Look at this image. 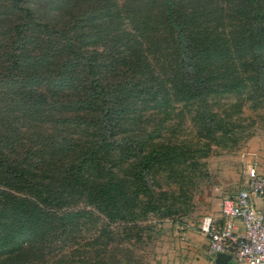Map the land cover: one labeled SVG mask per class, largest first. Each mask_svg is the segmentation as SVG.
Returning <instances> with one entry per match:
<instances>
[{
  "label": "trees",
  "instance_id": "1",
  "mask_svg": "<svg viewBox=\"0 0 264 264\" xmlns=\"http://www.w3.org/2000/svg\"><path fill=\"white\" fill-rule=\"evenodd\" d=\"M246 102L264 0H0V264H120L111 224L248 139Z\"/></svg>",
  "mask_w": 264,
  "mask_h": 264
},
{
  "label": "rangeland",
  "instance_id": "2",
  "mask_svg": "<svg viewBox=\"0 0 264 264\" xmlns=\"http://www.w3.org/2000/svg\"><path fill=\"white\" fill-rule=\"evenodd\" d=\"M253 105L246 102L241 107L239 124L249 129L248 139L235 146L209 144L206 156L183 184L158 178L155 189L166 191L167 198L156 201L164 210L141 214L133 223L111 224L121 245L114 251L120 264H128L129 257L131 264H213L205 226L213 220L218 203L241 186L244 170L264 166V105ZM188 133L182 134L188 139L193 136ZM95 221L98 227L105 223L101 217Z\"/></svg>",
  "mask_w": 264,
  "mask_h": 264
},
{
  "label": "built area",
  "instance_id": "3",
  "mask_svg": "<svg viewBox=\"0 0 264 264\" xmlns=\"http://www.w3.org/2000/svg\"><path fill=\"white\" fill-rule=\"evenodd\" d=\"M255 169L247 167L241 186L220 201L222 221L212 220L205 226L210 256L228 255L232 264H264V213L251 203L252 199L264 200V175Z\"/></svg>",
  "mask_w": 264,
  "mask_h": 264
},
{
  "label": "crops",
  "instance_id": "4",
  "mask_svg": "<svg viewBox=\"0 0 264 264\" xmlns=\"http://www.w3.org/2000/svg\"><path fill=\"white\" fill-rule=\"evenodd\" d=\"M256 169H257V173L264 175V166L261 168L256 167ZM219 203H218V208L216 209V212L213 214V220L216 223H220L222 221V218H221L220 213H219ZM251 203L255 209L260 210L264 213V200L252 199ZM237 228H238V232H239V226H237ZM211 257H213V256H211ZM226 264H232V262L229 260Z\"/></svg>",
  "mask_w": 264,
  "mask_h": 264
},
{
  "label": "water",
  "instance_id": "5",
  "mask_svg": "<svg viewBox=\"0 0 264 264\" xmlns=\"http://www.w3.org/2000/svg\"><path fill=\"white\" fill-rule=\"evenodd\" d=\"M229 261V256L225 254H215L212 257L213 264H226Z\"/></svg>",
  "mask_w": 264,
  "mask_h": 264
}]
</instances>
